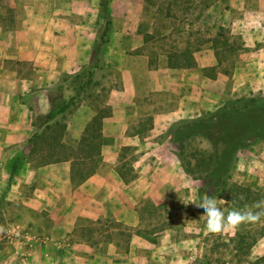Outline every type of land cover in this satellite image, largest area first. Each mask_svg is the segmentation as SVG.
Masks as SVG:
<instances>
[{
    "label": "rangeland",
    "instance_id": "374dc122",
    "mask_svg": "<svg viewBox=\"0 0 264 264\" xmlns=\"http://www.w3.org/2000/svg\"><path fill=\"white\" fill-rule=\"evenodd\" d=\"M62 1L54 0V8L62 6ZM38 2L42 0H0V29L8 36V41L15 39L20 26L34 10L30 6ZM99 3L100 0H85L72 4L76 10L86 12V16L80 15L78 23L87 24L82 26L80 35V42L85 46L89 42L87 58L77 65L72 66L71 62L67 67L51 68L48 74L50 81L30 85L22 96L30 104L29 118L35 124L34 132L37 134L33 137L35 145L27 148V157L34 164L43 165L72 153L76 160V180L91 169L95 170L100 158L101 162H107L110 170L123 171L127 187L121 194L123 203L118 202L116 208L123 209L121 213L128 215L125 207H133L136 223H125L110 212L96 221H81L84 226L76 232L77 238L87 240L92 246L91 252L96 253L82 261L89 264H264V218L260 223L242 224L235 232L207 233L204 209L190 202L200 197L198 190L202 181L182 168L176 156L178 146L169 137L171 121H162L163 128L156 123L154 130L149 131L152 118H158L152 113L176 105L172 94L149 89L148 83L156 75V69H175L169 67V63L185 62L182 52L188 49L196 61L193 69H201L198 61L207 64L205 76L230 72L244 42L241 33L231 27L227 0H109V41L96 65L95 41L105 23ZM221 26L223 34L218 36L214 52L212 39ZM263 27L264 24L258 27L262 33ZM17 36L21 39L19 33ZM48 37L54 41V36ZM125 54L132 55V60L126 62ZM22 63L13 61L6 65L24 76L36 75V68ZM89 69L94 72L90 78L87 77ZM124 80L137 82L134 103L139 113L128 115L132 123L125 134L110 130L105 135L93 134L87 137L88 140L81 141V135L72 131L67 138L64 129L71 119L73 123L77 107L86 103L92 111L105 114L101 110L110 106L111 92L120 90ZM258 94L261 93H254ZM72 96L73 104L58 117L64 124L63 137L72 141V145L67 147V143L64 145L61 141L62 136H58L61 145L54 140L55 131L46 130V125L41 128L37 125L43 119L41 115L50 109V102L57 105ZM51 122L49 124L53 126ZM129 134H137L135 139H131L135 143L125 139ZM126 142H129L127 148ZM187 142L185 148L188 152L197 149L208 151L210 148L207 140L201 137ZM186 158L194 162L193 156ZM225 175L223 188L213 196L227 201L222 206L225 214L233 208L243 209L264 199V139L240 150ZM131 176L135 179H129ZM19 203L16 202L10 211L1 205L0 225L5 231L0 233V251L6 244L12 245L9 251L0 255V264H24V254L16 241L30 237L15 231L13 227L16 225L12 227L6 223L21 216ZM36 214L39 215L36 219L39 224L49 225L52 221L49 211L41 210ZM32 224L30 221L24 230L33 233L35 228ZM41 237L39 234L38 238Z\"/></svg>",
    "mask_w": 264,
    "mask_h": 264
},
{
    "label": "crops",
    "instance_id": "0c3cea01",
    "mask_svg": "<svg viewBox=\"0 0 264 264\" xmlns=\"http://www.w3.org/2000/svg\"><path fill=\"white\" fill-rule=\"evenodd\" d=\"M249 1L227 0L231 27L241 33L244 42L230 72H218L213 77H207L203 74L207 64L198 61L201 69H193L196 64L194 56L195 63L192 67H161L155 70L156 75L148 83L149 89L172 94L176 105L152 113L158 118H152L149 131L154 130L156 123L163 128L164 124H160L162 121L165 123L167 120L172 122L178 118H191L205 110L214 109L230 95H264V33L258 28L264 24V0ZM77 2L85 0H64L62 6L56 8L54 0H42L35 6H30L34 10L24 20L25 24L20 26L12 42L8 41V36L0 29V41H3L0 42V209L3 210L1 205H4L10 211L20 201L21 216L7 220L6 223L12 227L16 225L13 227L15 231L30 237L16 241L24 254V264H89L82 260H88L96 253L91 252L92 246L87 240L77 238L78 231L84 226L81 221H96L110 212L125 223H136L133 207H125L128 215L121 213L123 209L117 210L116 204L123 203L121 194L125 193L124 187L127 185L118 171L110 170L107 162H101V158L92 173L82 180V176H79L76 180V160L72 153L67 159L43 165H36L27 157L30 145L28 138L34 133L35 127L29 118L30 104L22 96L30 85L50 81L48 74L51 68L62 65L67 67L71 62L72 66L77 65L87 58L89 42L87 46L80 42L82 26L86 27L87 24L78 23L80 15L86 16V12L78 11L72 6ZM83 32L86 34L85 30ZM18 33L21 39L16 38ZM51 35L54 36V41L48 37ZM123 58L129 62L133 57L125 54ZM13 61L32 65L36 68V75L24 76L17 69L7 67L6 64ZM46 68L49 69L44 73ZM136 85L137 82L124 80L120 90L111 92L112 101L110 100V104L108 102L111 112L101 119V126L97 131L91 129L88 132L86 128L98 111H92L88 104L82 103L74 113L73 123L71 119L64 129L66 137H70L72 131L81 135V141L84 136L88 140V136H102V133L105 135L110 130L124 135L132 123L128 115L139 114L134 103ZM63 136L62 134L63 144L67 143V147L72 145V141ZM136 136L137 134L125 135V139L135 143L131 139ZM125 144V147H129V142ZM70 148L72 150V146ZM16 157H20L21 165L10 177L11 166ZM41 210L51 213L52 221L49 225L39 224L36 220L39 216L36 212ZM30 221H33L35 228L33 233L24 230ZM37 234L42 237L38 238ZM11 245L12 243L2 247L0 255L9 251Z\"/></svg>",
    "mask_w": 264,
    "mask_h": 264
},
{
    "label": "trees",
    "instance_id": "16d2710c",
    "mask_svg": "<svg viewBox=\"0 0 264 264\" xmlns=\"http://www.w3.org/2000/svg\"><path fill=\"white\" fill-rule=\"evenodd\" d=\"M99 7L104 14L105 23L100 32H98V38L95 41L97 43L94 47L96 65L100 61L104 45L109 41L111 30L109 0H100ZM219 28L220 30L216 32V35L212 39L214 41V49H216L218 36L223 34L221 30H224L222 26ZM182 55L186 58L185 62H172L169 63V67L187 68L194 66L195 62L190 50L185 49ZM93 75L94 72L89 69L87 77L90 78ZM85 84L88 85L89 82H85ZM73 101L74 97L72 96L67 101H63L57 105H52V102H50V109L41 115L43 119L37 125L39 128L46 125V130L55 131L56 136L54 135V140L61 145L62 143L58 142V136H62L64 124L60 123L58 117L68 110ZM101 111L106 113L98 112L93 117L88 128H86V131L91 132V129L94 131L99 130L101 119L109 115L111 109L107 106ZM51 121H53V126L49 124L52 123ZM32 124L35 125L33 122ZM36 135V132H34L28 138V142L32 147L35 145L33 137ZM169 137L178 146L176 156L184 171L193 178L202 181V187L198 190V195L202 196L207 193L210 197H213L223 188L226 180L225 173L230 164L236 159L238 152L264 139V95L249 94L228 97L212 110H205L191 118H178L171 122ZM195 137L206 139L210 146L209 150L197 149L193 150V152L186 151L185 146L188 145L187 141ZM82 139L85 140V136ZM187 156H193L194 162L191 163L190 160H187ZM62 159H67V156L58 157L50 161ZM20 165L21 159L20 157H16L11 166L10 177L19 169ZM93 171L94 169H91L87 174L81 175L80 180ZM118 173L125 179L123 171L119 170ZM132 178L133 176L129 177V179Z\"/></svg>",
    "mask_w": 264,
    "mask_h": 264
},
{
    "label": "clouds",
    "instance_id": "9594fccd",
    "mask_svg": "<svg viewBox=\"0 0 264 264\" xmlns=\"http://www.w3.org/2000/svg\"><path fill=\"white\" fill-rule=\"evenodd\" d=\"M240 199H243V196ZM190 202L204 209L207 233L213 235L235 232L242 224L260 223L264 218V199L246 205L243 209L233 208L227 214L222 210L227 201L210 197L207 193ZM4 231L3 226H0V233Z\"/></svg>",
    "mask_w": 264,
    "mask_h": 264
}]
</instances>
